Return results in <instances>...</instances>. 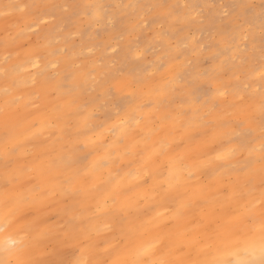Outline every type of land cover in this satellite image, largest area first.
<instances>
[{
    "label": "rangeland",
    "instance_id": "374dc122",
    "mask_svg": "<svg viewBox=\"0 0 264 264\" xmlns=\"http://www.w3.org/2000/svg\"><path fill=\"white\" fill-rule=\"evenodd\" d=\"M262 70L264 0H0V261L172 259L258 222Z\"/></svg>",
    "mask_w": 264,
    "mask_h": 264
},
{
    "label": "snow or ice",
    "instance_id": "6c2138e0",
    "mask_svg": "<svg viewBox=\"0 0 264 264\" xmlns=\"http://www.w3.org/2000/svg\"><path fill=\"white\" fill-rule=\"evenodd\" d=\"M9 158L10 153L6 150V165ZM259 182L261 195L258 222L253 215L256 205H253L252 209H248L245 214L236 217L237 223L233 226L229 228L217 226L214 230V241L211 239L201 241L199 238H190L186 234L169 236L166 241L159 242V247L164 249L167 256L173 257L172 259L154 258L157 246H151L145 248L130 264H264V163L261 164ZM253 225L255 226L252 228L253 236L250 238L248 232ZM255 233H258V240L255 238ZM193 250L197 256L208 252H211L212 256L210 259H181V257H190ZM0 264L4 262L0 261ZM8 264H12V261L9 260ZM16 264H34V262L17 260ZM50 264H65V262L54 260ZM113 264H121V262L113 261Z\"/></svg>",
    "mask_w": 264,
    "mask_h": 264
},
{
    "label": "bare ground",
    "instance_id": "6f19581e",
    "mask_svg": "<svg viewBox=\"0 0 264 264\" xmlns=\"http://www.w3.org/2000/svg\"><path fill=\"white\" fill-rule=\"evenodd\" d=\"M98 7H95V9H97ZM38 62L37 59H33L32 60V64H36ZM20 67V66H19ZM4 71V70H3ZM37 71V69L33 70V74ZM5 73V72H4ZM3 74V73H2ZM22 74V73H21ZM36 77H32V79H35ZM25 80V78H24ZM36 80V79H35ZM37 113L40 115L42 113V111H40V109H38ZM45 117V116H43ZM42 117V118H43ZM57 122V121H56ZM44 125V124H42ZM126 128V126H125ZM124 130V129H122ZM38 133V132H37ZM226 154V153H225ZM176 159H174L175 161ZM170 161H173V159L171 158ZM34 170V169H33ZM183 176V170L182 167H180V164H176V165H172V170L170 172V178H178V179H182ZM177 180V179H176ZM53 189V188H52ZM10 201L11 200H7V204L10 205ZM3 223H0V229L3 227ZM251 238V237H250ZM255 238L258 240V236H255ZM16 240L17 237L15 236V234L11 233V232H6V231H0V257L3 254V252H7L6 250H9V248H12L13 245L16 244ZM153 246V245H151ZM150 246V247H151ZM157 246V245H156ZM1 259V258H0Z\"/></svg>",
    "mask_w": 264,
    "mask_h": 264
}]
</instances>
